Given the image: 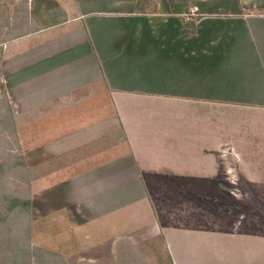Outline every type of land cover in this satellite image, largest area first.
<instances>
[{
	"label": "crops",
	"instance_id": "0c3cea01",
	"mask_svg": "<svg viewBox=\"0 0 264 264\" xmlns=\"http://www.w3.org/2000/svg\"><path fill=\"white\" fill-rule=\"evenodd\" d=\"M0 71L42 205L87 241L264 254V0H0Z\"/></svg>",
	"mask_w": 264,
	"mask_h": 264
},
{
	"label": "rangeland",
	"instance_id": "374dc122",
	"mask_svg": "<svg viewBox=\"0 0 264 264\" xmlns=\"http://www.w3.org/2000/svg\"><path fill=\"white\" fill-rule=\"evenodd\" d=\"M24 118L12 113L0 71V264H170L162 236L138 229L114 241H87L78 233L86 217L54 206L46 209L41 198L46 202L47 192L41 194L37 185L46 165L41 164L40 148L25 141L20 128ZM135 210L140 217L143 209ZM260 214L256 221L263 232L264 211ZM208 263L231 261L214 254ZM255 264H264V254H257Z\"/></svg>",
	"mask_w": 264,
	"mask_h": 264
}]
</instances>
